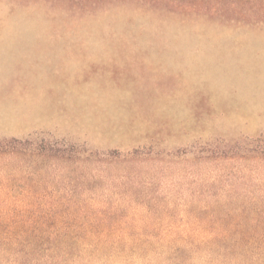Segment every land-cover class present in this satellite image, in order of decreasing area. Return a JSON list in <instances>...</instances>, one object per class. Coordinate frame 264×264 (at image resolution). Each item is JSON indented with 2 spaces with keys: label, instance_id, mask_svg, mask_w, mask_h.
<instances>
[{
  "label": "rangeland",
  "instance_id": "374dc122",
  "mask_svg": "<svg viewBox=\"0 0 264 264\" xmlns=\"http://www.w3.org/2000/svg\"><path fill=\"white\" fill-rule=\"evenodd\" d=\"M0 142L23 264H264V0H0Z\"/></svg>",
  "mask_w": 264,
  "mask_h": 264
},
{
  "label": "trees",
  "instance_id": "16d2710c",
  "mask_svg": "<svg viewBox=\"0 0 264 264\" xmlns=\"http://www.w3.org/2000/svg\"><path fill=\"white\" fill-rule=\"evenodd\" d=\"M28 142H29L28 140L11 139V140H8V141L5 142V146H7V148H17V146L19 144H28ZM1 143H4V142H0V145H1ZM7 234L10 236V243H7L5 246L0 248V251L3 252L4 256L7 253L13 252V253H15V258L11 259L9 262L5 261L4 264H23V263H21V260L24 259L27 256V254L39 253L40 248L39 247H35L36 246L35 239L37 237L39 238L42 235V233H40L39 236H38V234L36 235V234L29 233V232H17V231L8 232ZM30 235H33L35 238H34L33 242H29L28 243V248H27V251L25 252V251H23L22 245H23L24 241H27V237L30 236ZM102 245H103V243H100L97 246H93V247H96L94 249H96L98 251V250L101 249L100 246H102ZM113 246H114L113 247L114 251H117V252H122L123 250H128L129 249L127 247H118L116 245H113ZM163 247H166V246H163ZM57 248H59V245H54L52 247L51 251L54 252V251H56ZM83 249H84V251L89 252V250L92 249V248H91V246L88 245V246L84 247ZM177 249H178V247L166 248L167 253L168 252H173V254H175ZM223 249L224 248H219V251H223ZM130 250L132 251L133 254H135L134 248L130 247ZM225 251H229V252H227V253L219 252L218 253L220 258L228 259V260L231 261L232 258H233L232 255H233L234 252H236L237 255H241L242 256V253L239 251V249H237L235 247L225 248ZM67 253H69V250L67 251ZM205 254L206 255L210 254L209 256H211L212 249L206 248V253ZM254 257H255V260L258 261L259 263L261 261H263L264 260V248L258 247L257 249H255ZM58 258L61 260V258L59 256H58ZM39 264H59V263L58 262H52L51 258H48V259H44V261H41Z\"/></svg>",
  "mask_w": 264,
  "mask_h": 264
}]
</instances>
